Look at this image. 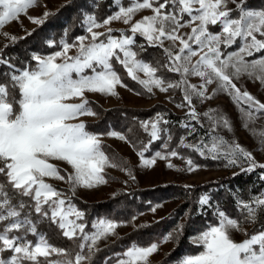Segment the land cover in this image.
Instances as JSON below:
<instances>
[{"label": "snow or ice", "instance_id": "obj_1", "mask_svg": "<svg viewBox=\"0 0 264 264\" xmlns=\"http://www.w3.org/2000/svg\"><path fill=\"white\" fill-rule=\"evenodd\" d=\"M39 6V0H0V36L15 44L18 38L2 29ZM111 6L116 10L102 20L91 11L83 14L85 34L58 45L49 40L48 46L58 50L33 53L20 66L5 54L10 44L0 48V264H95L100 241L119 238V222L98 218L89 224L75 200L78 189L106 184V168L119 166L103 150L101 134L89 131L80 120L97 115L87 93L117 96L118 87H128L117 65L141 87L137 95L178 92L181 101L176 107L186 109L179 125L185 135L175 146L173 122L162 113L137 122L146 143L115 130L104 134L132 144L142 167H153L159 159L170 169L194 172L199 165L192 154H198L239 168L234 176L264 170V162L252 151L221 134L233 132L224 112H198L196 107L197 102L226 94L242 126L256 139L257 151L264 152V130L250 128L264 119V102L237 86L247 77L264 87V7L249 0H112ZM145 10L149 14L135 19ZM50 15L45 11L41 17L27 18L41 25ZM113 22L127 27L114 29ZM101 28L104 31H97ZM149 48L161 55L147 59ZM75 99L79 103L70 102ZM157 141L161 150L146 158ZM171 158L182 160L185 167H177ZM259 179L264 181V171ZM197 203L205 212L211 209L214 220L190 238L199 251L184 255L178 264H264V188L249 192L247 198L234 194L235 216L207 193ZM184 231L185 225L177 224L161 242H178ZM54 237L70 246H58ZM158 251V242L133 243L105 264H151Z\"/></svg>", "mask_w": 264, "mask_h": 264}, {"label": "rangeland", "instance_id": "obj_2", "mask_svg": "<svg viewBox=\"0 0 264 264\" xmlns=\"http://www.w3.org/2000/svg\"><path fill=\"white\" fill-rule=\"evenodd\" d=\"M73 1L74 0H39V3L41 6L29 9L27 12V15L22 14L19 17L20 22L13 21L9 23L8 25H6L2 29V31L5 33H9L11 35H15L18 38L17 41H19L20 39H23L24 37L29 36V33L32 34L40 26V25L31 23L27 17H41L45 11H48L52 13L53 15L57 12H60L66 9L67 6L70 5ZM100 1L101 0H88V4L89 5L91 4V7H84L82 11V16L84 13L91 11L98 18L96 9L99 7ZM255 7L257 8L264 7V0H260L259 5H255ZM111 13L107 15H110ZM146 14H149L147 10L142 11L136 15L135 19L138 20L143 15H146ZM110 26L114 29H122V28L127 27L122 22H113ZM97 31H104V29L103 28L97 29ZM83 34H85V32L80 35H83ZM49 40L54 41L51 38H49ZM5 44H11V42L5 39L3 36H0V48H3ZM56 50H58V48L53 51H56ZM51 52L43 53L40 51H33L31 54L33 53L49 54ZM70 54H74V50H73V53H70ZM192 82L196 83L198 81L195 78H193ZM237 86L241 87L242 89L248 90L257 99H259L261 102H264V87H262L258 81L249 80L247 77H242L239 81H237ZM212 87L214 86H210L209 93H211ZM129 89H131V91ZM117 92H118L117 96H106V95H101L98 93H87L86 96L89 101L95 102L99 107H102L104 109H111L116 106L150 108V107L155 106L158 103H161L164 105L165 108L170 109V110L160 109L158 111H155L154 115L149 116L142 120L150 119L151 117H154L157 113L165 114L166 118L169 119L170 121H175L177 118H174L173 116H169V114L179 115L181 116V118L176 120L179 123L185 117L186 109H181V108L176 107V104L181 101L180 98L178 99L176 98V94L178 92L177 93H172V92L160 93L158 90H156L155 95L148 94L146 92L141 95H137L136 93L140 91L130 86H128L127 88L118 87ZM170 97H173V99L170 100ZM70 102L79 103V100L75 99ZM196 107H197L198 112H204L208 110L209 108H217L221 112H224L233 122V132L228 133L227 131H222L221 134L224 135L228 139L235 138L236 140H238V142L242 146L247 148L249 151H252L253 155L256 157L258 161L264 162V152L257 151L258 146H257L256 139L251 135L249 130L245 129L242 126V123L239 119V114L234 104L232 103V101L226 94L221 93L217 95L214 99L210 101H205L203 103L197 102ZM92 108L97 113L96 116L80 117V120H83L86 125L88 122L96 121L100 118V114L98 113V111L93 106ZM251 127H255L258 131L264 130V119L257 120L255 125H250V128ZM110 130H115L117 132H121L126 135V133L118 129L111 128ZM108 131L106 132L91 131V132L101 134L103 150L110 158H113L114 163L119 166L106 168V178L108 181L106 184L99 185L98 187L93 188V189H78L76 197H78L80 200H83L85 202L107 201L117 195H121V193H124V192L125 193L132 192L134 190H139V189H151V188H155L159 186L191 185L192 187L197 188L201 186L202 184L219 180L220 178H223L228 175H233L234 172L235 173L240 172L239 168L225 167L224 161L205 159L203 157H201L203 158L202 160H198L194 154H192V158L194 162L197 165H199L198 169L194 172L176 171L175 169H170L166 166L165 161L159 160V159L157 160V163L155 166L150 167V168H145L141 166L139 157L136 155V151L133 148L132 144L128 143L127 141H123L117 138L104 135ZM173 134H174L173 142L175 141L173 146H175V144L178 143L179 137L181 135H185V131L180 132L179 135L174 132ZM201 134H203V130H201ZM188 139L192 140L193 138L189 137ZM105 144H108L113 149V152H114L113 155L104 148ZM158 150H161V149H155L152 151V153H149V151L146 152L145 157L151 158V156L154 155L155 151H158ZM171 162L177 165V167H180V168L185 167L183 161L177 158H171ZM57 163H59V166L61 167H66V165H63L61 162H57ZM126 169L131 170L132 176L135 177L134 180L131 178V176H129L128 171ZM260 171H264V170H260V169L256 170V174L258 177H259ZM52 182L56 184L57 187L59 188H65V189L67 188V186L62 182H59V181H52ZM233 192L234 194L238 193L236 190H234ZM256 192H259V191H254L252 193H256ZM205 193L209 194L212 197L213 203L218 202L213 199L212 193H210L208 190L200 191L195 197L197 199L196 202L199 200L200 196ZM239 194L243 196L244 198H247L248 196V193H239ZM185 200L186 199L184 198L183 195L173 194L171 196L153 201V203L147 206V208L135 213L129 220L128 219H113V218H109L106 216H99V217H95L92 221L98 218H107V219H111V220L119 222L122 225L116 229V232L119 237L121 235L130 233L132 230L139 227L140 225L151 224L158 220L164 219L168 215L172 214L174 211L178 210L179 212L177 215V220L172 224L170 228H168V230H166V233H164V236H165L167 235V233L171 232L176 227L177 224L183 223L186 229V225L189 223L190 217L192 215L191 214L192 207L189 205L188 207L184 208L183 204ZM153 208L156 209L155 212L152 211ZM198 210L200 211L202 209H200L198 206ZM245 227L248 228L249 231H251L253 226L245 225ZM203 229L190 231L187 235L189 240L191 237L196 236L199 233V231ZM236 238L241 239L242 237L239 234H237ZM116 239H117V236H110L106 240L100 241L99 247L100 248L105 247L108 244L114 242ZM162 240L163 238L160 241H156L159 243V251L153 254V256L150 258L151 264H160V262L167 256L168 253H170L176 247L177 243L179 242V241L177 242L175 240H172V241H168L164 243V242H161ZM124 250L119 251L117 253H122ZM187 254H194V253H186L184 255H187ZM181 258H179V260ZM103 264H105V262Z\"/></svg>", "mask_w": 264, "mask_h": 264}, {"label": "trees", "instance_id": "obj_3", "mask_svg": "<svg viewBox=\"0 0 264 264\" xmlns=\"http://www.w3.org/2000/svg\"><path fill=\"white\" fill-rule=\"evenodd\" d=\"M260 0H249V3L253 6L259 5ZM127 3V0H125ZM112 5V0H101L99 7L96 9V13L99 19H103L107 14L116 10ZM84 7H91L88 4V0H74L63 11L57 12L51 15L42 25H40L32 34L20 39L15 44H10L6 48L5 54L14 58V61L18 66L27 63L30 60L31 53L33 51H40L43 53L51 52L56 47H49L47 41L49 38L53 39L58 45L62 38L69 42L85 32L82 26V11ZM67 29V35L65 34ZM118 34V33H117ZM147 59L158 58L161 53L158 49L149 48L148 52L144 54ZM120 74L124 77V82L142 92L141 87L130 78L126 76L124 70L117 65ZM176 98H180L179 93L176 94ZM91 105L98 111L100 118L96 121H90L87 123V128L95 132H106L111 128L118 129L135 142L137 138L143 139L147 142V135L143 134L138 126V121L145 119L155 114L158 110H170L165 108L163 104L158 103L150 108H135L126 106H116L111 109H104L99 107L95 102L90 101ZM174 118H181L179 115L169 114ZM172 121V130L176 134L184 131L180 128V123ZM129 129H133L129 132ZM175 141L172 143L174 144ZM104 148L114 154L113 149L105 144ZM155 149H161V142H154L149 146V153H152ZM187 151V150H184ZM198 160H202L198 154H194ZM264 188V181H261L256 172L251 174H239L228 175L219 180L202 184L199 187L186 188L185 186L172 185V186H159L151 189H139L132 192H124L121 195H117L107 201L99 202H85L75 197V200L79 206L85 210L89 224L95 217L106 216L113 219H130L135 213L147 208L153 201L159 200L171 196L173 194L183 195L186 199L183 207H192V215L189 223L186 225L184 235L180 237L176 247L167 254V256L160 262V264H178L179 258L186 253H195L199 249L190 243L188 233L193 230L203 229L207 223L212 222L214 217L212 210H198V203L196 202V195L203 190H208L213 195V199L218 201L225 210L231 215H236L234 207V190L238 193H249L254 191H260ZM194 198V199H193ZM182 209V208H181ZM178 210L168 215L164 219L153 222L148 227H137L130 233L121 235L114 242L108 244L105 247L100 248L101 251L96 254L95 264H103L106 259H115V254L124 250L131 244L136 243L142 246L150 245L153 242L160 241L164 237L166 230L172 226L177 220ZM53 243L61 247H69V241L54 237Z\"/></svg>", "mask_w": 264, "mask_h": 264}]
</instances>
